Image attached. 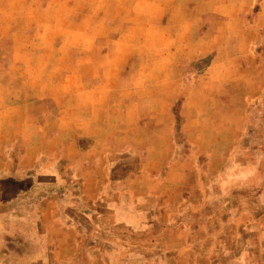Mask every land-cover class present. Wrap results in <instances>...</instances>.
<instances>
[{
    "label": "rangeland",
    "instance_id": "obj_1",
    "mask_svg": "<svg viewBox=\"0 0 264 264\" xmlns=\"http://www.w3.org/2000/svg\"><path fill=\"white\" fill-rule=\"evenodd\" d=\"M7 2L2 6L0 3V14L5 16V27L12 26L14 30L16 24L6 15ZM247 2L248 7L231 8L233 15L235 12L238 15L232 16L229 23L223 22L225 18L220 14L225 11L223 7L213 8L217 15L210 25L213 24L217 37L199 40V47L209 53L167 55L166 62L171 65L166 71L155 73L167 75L168 87L150 88L152 114L159 113L161 117L138 120L136 116L125 127L127 131H136L135 146L151 142L152 157H163L160 163L151 165L152 184L160 181L162 190L136 200L142 207L152 202V219L157 216L155 212H173L168 217L160 214L156 224L169 218L171 223L182 226V230L166 232L169 237L153 236L152 240L172 241L163 247L166 250L163 264L175 261L179 251L185 256L181 264H264V0ZM4 63L0 79L7 82L14 78L15 71L8 68L7 61ZM174 64L178 66L172 67ZM137 89L142 96L143 88ZM164 90L168 102L164 101ZM11 91L6 89L4 96ZM0 105L7 110V119H0V264H55L54 235L43 230L39 223L49 201L56 202L55 207L61 213L72 206L92 217L91 213L97 212L96 207L100 208L102 201L109 208L116 202L125 206L131 191L146 192L145 187L152 185L143 178L119 183L130 175H146L150 179L142 167L144 150L120 151L109 167L89 170L116 181L119 177V184L105 185L120 192L121 198L80 199L81 169L65 167V163L80 158V148L87 141L86 133L82 132L91 125L78 122L74 135H58L64 123L53 120L47 123L54 106L43 100L36 103L37 121L42 127L39 136L33 135L30 120L9 116L18 114L17 104ZM25 105L19 104L22 108ZM19 121L27 123L21 134L10 127ZM143 122L153 133L150 140L138 135ZM160 127L167 131L158 130ZM49 137L55 141H48ZM38 138L40 146L33 149L32 143ZM181 177V185L190 188L175 196L169 190ZM195 184L199 187L198 198L192 197ZM84 190L95 191V186L88 184ZM48 192H55V196L49 198ZM95 249L81 248L79 261L83 262V258L89 261L87 257L93 256Z\"/></svg>",
    "mask_w": 264,
    "mask_h": 264
},
{
    "label": "crops",
    "instance_id": "obj_2",
    "mask_svg": "<svg viewBox=\"0 0 264 264\" xmlns=\"http://www.w3.org/2000/svg\"><path fill=\"white\" fill-rule=\"evenodd\" d=\"M6 2L0 0L1 6ZM7 3V18L13 20L16 28H6L5 16L0 14V71L4 72L7 61L15 76L7 82L0 79V104H17L15 111L18 114L14 112L9 116L30 120L33 135L39 136L42 127L37 121L36 103L43 100L51 101L54 106V113L47 116V123H64L58 135H74L78 122L91 125L82 132L86 133L87 141L80 148V158L65 163V167L81 169L78 181L81 184L80 199L83 200L121 198L120 192L105 185L118 183L119 177L116 181L109 175L101 176L99 171L92 173L89 170L109 167L115 163L120 151L144 150L142 167L150 179L146 175H130L119 183L141 178L146 183H153L151 173L154 168L151 165L160 163L163 157H152L149 153L154 150L151 142L135 146L136 131L125 130L128 120L136 116L138 120L161 117L159 113L152 114L150 88H166L169 83L166 74L155 72L166 71L171 65L166 62L167 55L199 56L210 52L199 47V40L217 37L213 24L210 25L215 23L217 15L213 8L223 7L225 11L220 14L225 18L223 22L229 23L232 16L238 15V12L233 15L232 7H248L247 0L234 3L229 0H108L106 3L101 0H10ZM177 41H181L180 44ZM153 55L160 57L153 59ZM137 87L143 88L142 96ZM8 88L12 91L4 96ZM165 94L166 90L162 95ZM164 101L168 102L167 96ZM21 103L26 105L22 108ZM136 106L138 109H134ZM6 113L0 105V119L6 120ZM10 127L17 128L21 134L27 123L19 121ZM158 130L167 131L164 127ZM138 135L145 140L153 136L146 122ZM48 141L54 142L55 138L49 137ZM32 144L33 149H38L39 138ZM181 179L169 190L175 196L190 188L188 185L184 188ZM158 183L146 186V192L131 191L125 206L116 202L109 208L102 201L101 210L97 206V212L91 213L94 218L72 206L61 213L55 207L57 203L49 201L46 214L41 220L39 218V223L43 230L52 231L54 235L53 262L163 264L164 249L172 241L168 238L162 242L152 240L153 236L169 237L166 232L182 230V226L171 223L169 218L168 222L156 224L161 213L155 212L157 216L152 219V202L144 203L142 207L136 201L142 196L146 199L145 195L152 191L160 192L161 182ZM88 184L94 185L95 191H85ZM198 189L196 184L191 189L193 198H198ZM53 195L55 192H48L49 198ZM165 212L162 214L167 217L173 214ZM159 232L164 233L160 235ZM86 247H96L93 256L87 257L89 261L84 258L83 262L79 261L80 249ZM175 258L166 264H181L185 256L179 251Z\"/></svg>",
    "mask_w": 264,
    "mask_h": 264
}]
</instances>
